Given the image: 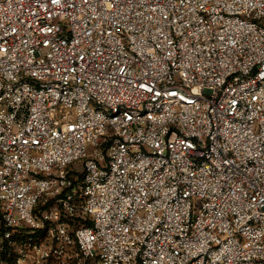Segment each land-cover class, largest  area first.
I'll use <instances>...</instances> for the list:
<instances>
[{
    "label": "built area",
    "instance_id": "built-area-1",
    "mask_svg": "<svg viewBox=\"0 0 264 264\" xmlns=\"http://www.w3.org/2000/svg\"><path fill=\"white\" fill-rule=\"evenodd\" d=\"M0 264H264V0H0Z\"/></svg>",
    "mask_w": 264,
    "mask_h": 264
},
{
    "label": "rangeland",
    "instance_id": "rangeland-1",
    "mask_svg": "<svg viewBox=\"0 0 264 264\" xmlns=\"http://www.w3.org/2000/svg\"><path fill=\"white\" fill-rule=\"evenodd\" d=\"M78 166V165H77Z\"/></svg>",
    "mask_w": 264,
    "mask_h": 264
}]
</instances>
